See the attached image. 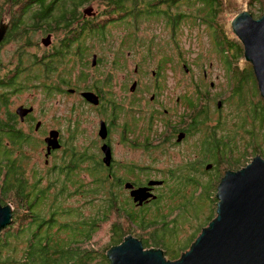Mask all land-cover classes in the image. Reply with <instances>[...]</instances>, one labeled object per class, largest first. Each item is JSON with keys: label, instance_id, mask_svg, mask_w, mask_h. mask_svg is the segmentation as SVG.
I'll use <instances>...</instances> for the list:
<instances>
[{"label": "trees", "instance_id": "trees-1", "mask_svg": "<svg viewBox=\"0 0 264 264\" xmlns=\"http://www.w3.org/2000/svg\"><path fill=\"white\" fill-rule=\"evenodd\" d=\"M25 0H10L11 5L17 4L18 12L14 11L11 21V34L19 30L23 24L24 17H31L27 10L33 11L32 17L42 15L46 19L50 15L51 5L46 0H37L32 2L27 0L25 6L19 5ZM85 0H78L70 9L65 6L58 7L57 15H62L59 21H68L66 14L77 15L79 6ZM181 0H103L106 10L103 13L113 20L128 21L133 27L139 28L141 19H149L151 16L157 18L164 17L165 24L173 29V38L177 35V27L185 17L182 12L172 14L168 10L162 9L161 3H168V6H174ZM187 3H198L199 11L206 10V21L215 40L219 53L224 54L228 68L233 61L238 60L244 55V47L239 41L229 38L224 29L221 30L218 24L219 10H221V0H186ZM92 2V0H90ZM258 2L264 7L263 0H252L251 3ZM32 3H40L41 9L35 10ZM263 3V4H261ZM47 5V6H46ZM22 10V11H21ZM71 11V12H69ZM96 15V14H95ZM94 16V15H93ZM189 16V15H188ZM187 16V17H188ZM217 17V18H216ZM95 17L83 27L74 28L70 34L69 42L65 47H82L87 32L90 37L104 36L106 33V24H95ZM99 33L101 35H94ZM175 40V39H174ZM154 39L151 40V47ZM177 45L178 42L175 41ZM71 48H69L71 50ZM59 57V56H58ZM170 58L164 55L160 65H164ZM239 68V64L236 65ZM4 76L0 77V199L4 204L8 201L14 202L22 211H14L13 221L4 228L0 238V264H111L106 251L110 246L119 244L128 234H133L143 240L145 247L161 248L165 251L168 259H178L181 254L187 251L191 244L196 240L203 227L216 216V198L219 174L208 176L206 183L200 178H193L191 181H177L172 174L165 175V191L168 193L171 201H174L178 194L182 198L179 202V212L176 218L172 213L174 205L169 206L167 201H163L164 195L161 194L153 198L150 204L139 206L127 195H121L120 183L108 175L110 168H106L101 159L90 161L86 166L88 173L94 178L88 187L86 186L87 199L84 203L71 208L61 207L56 202L58 197H68L63 191L51 194L46 186L40 184V180L30 181L27 177V169L23 162L27 158L24 147L33 145V138L17 127L18 118L14 111H10L9 104L12 102L11 90H22L29 81L38 77L36 71L27 68L24 63L18 64L15 68L9 69ZM51 67L46 66V76L50 73ZM252 67L241 68L239 74L231 80L230 97L234 99L241 118V129L251 131L252 141L260 138L261 129L264 128V98L258 88V81L255 79ZM253 85V91L249 87ZM45 90H57L56 85L49 82L45 83ZM70 86V85H68ZM60 88V86H58ZM252 93V94H251ZM239 98V100L237 99ZM5 111V115L2 116ZM246 125V126H245ZM243 126H245L243 128ZM248 126V128H246ZM256 127H259L256 129ZM236 130V135H237ZM218 136L220 138H218ZM218 138V146L216 145ZM224 139L222 131L210 132L205 137V146L203 149V162L214 160L221 166L229 165L230 169L240 166L242 161L247 159L250 150L252 154H260L264 157V150L255 146L245 152L239 158L234 154L239 150L237 145L230 146L227 143L225 148H221ZM261 143L264 139H261ZM260 143V144H261ZM258 146H260L258 144ZM246 150V149H245ZM72 153L74 168L76 169L79 162L88 159L84 153ZM247 165V164H246ZM70 167L66 172V180L62 183V190L68 183L79 184L78 187H85L79 179L78 174L74 173L75 169ZM237 167V168H238ZM236 168V169H237ZM36 175V173L34 174ZM115 179V178H114ZM79 180V182L77 181ZM70 181V182H67ZM172 183V184H170ZM123 184H121L122 186ZM125 190V188H122ZM168 189V191H167ZM79 190V188L77 189ZM200 194L197 196V192ZM211 194H209V192ZM101 194L102 196H99ZM66 197V198H67ZM52 200V202H51ZM162 200L161 204L160 201ZM211 203V207L209 204ZM7 204V203H5ZM169 206V207H168ZM89 207L90 213L84 210ZM201 210L199 211L198 209ZM185 208L187 210L185 211ZM207 208L210 210L207 214ZM204 209V211H203ZM168 212V213H166ZM26 213V214H25ZM189 215H183V214ZM177 214V213H176ZM201 215H206L204 220L198 222L196 234L192 232L185 239L179 236L180 226L184 220L189 221L193 218L200 220ZM65 218L63 219V217ZM27 219V220H26ZM29 219V221H28ZM181 219V222L179 221ZM105 225H108L110 240L108 245L99 244L95 239L97 232ZM196 230V229H195ZM191 236V237H190ZM190 237V241L182 243ZM18 240L26 243L21 256L16 252ZM12 252L8 253L10 247Z\"/></svg>", "mask_w": 264, "mask_h": 264}, {"label": "rangeland", "instance_id": "rangeland-1", "mask_svg": "<svg viewBox=\"0 0 264 264\" xmlns=\"http://www.w3.org/2000/svg\"><path fill=\"white\" fill-rule=\"evenodd\" d=\"M26 1L27 0L24 1L25 4ZM221 1V10H219L217 19L218 24L220 25L221 30L224 29L225 34L229 38L241 42L238 36L234 33L232 27L234 17L242 11H249L253 12L256 15V18H258L264 13V7L258 2L251 3L250 0ZM167 4L168 3H161V8L168 10L172 14L182 12V14L186 17L178 25L176 31L177 35L173 38V29L170 25L165 24L166 19L164 17L157 18L156 16H151L149 19H141L139 22V28L137 29V36L140 38L139 42H141L140 50L137 49L139 48L138 46L137 48L134 47L130 50H128L125 45L119 48V38L124 35L125 22L118 23L117 21H114L109 23L113 20L103 14L106 10L103 0H92L91 5L81 7L78 10L81 14H83V9L87 10L90 8V11L85 13L94 15L96 25H101L103 22L106 24L105 38L104 36L89 37L88 42L90 50L85 55V58L89 60V68H86L84 58L83 61H79L74 57L69 59L66 58V61L56 65L58 69L57 72L52 73V79H46L44 76V68L38 69L35 68V66L40 67L39 61L42 65L45 60L46 62L48 61L49 57L44 56V54L46 51L51 50L54 45L56 49L59 50V45H61L60 43L62 42L60 38H62L65 33V29L63 27L59 26L55 28L53 25H50L52 28V31H50L52 32V43L46 46L42 42V39L49 33L48 30L43 28L37 29V21L31 18L33 11L27 10L31 17L29 16L22 28L19 29L16 34H11L9 40H7L0 47V77L4 76L7 71H10L9 69L15 68L20 63H24V65L27 66V68H31L33 72L35 70L38 76L31 79L22 90H11L13 95L11 97L12 102L9 104V110L15 112L19 105L34 107L33 111L29 112L31 115L30 118L26 119V122L21 121L19 116H17V127L33 138V145L27 148L24 147L28 152H26L27 158L24 159L23 162L27 169V177L30 181L39 179L40 184L42 186H46L47 189L50 190L51 194L61 191L65 194L71 193L68 197L66 196L67 198L58 197L55 203L59 206L71 208L84 203L87 199L85 194L86 186L88 187L92 181L94 182V178L86 169V161L83 160L82 162H79L77 168L75 169L73 167L75 164L73 163V158L70 159L72 149L82 156V153L86 150H89L90 152L98 151V147L100 145L97 139V128H99L98 121L101 116V111L93 108L83 100H80L79 96H74L75 93L69 92L71 87L79 90L83 89L85 84L84 77L87 70L91 74L96 71L93 75H96L100 79L104 80L102 86L105 89L107 88L110 90L112 93V99L115 100L117 94L116 81L118 77L121 78L123 89H125V82L127 81V85L136 77L134 73L135 64H145L146 67H143L142 65V70L137 76L144 81L145 85L150 84V90L147 95L150 96L155 90L154 83L158 80L162 86L160 98L166 101V104L169 105L172 113L175 114L181 110L179 105L176 106V104H180L175 102L177 96L182 94L184 88L192 90V81H201L206 90H211V92L216 93L219 92L223 97L229 98L231 90L230 81H233L234 77L239 74L241 68H244L245 66L253 68L252 64L246 60L245 55L238 60V63L236 61L231 62L230 68H228L227 62L224 59L226 57L224 54L219 53L215 44V37H213L212 31L210 30L211 28L205 20L207 11H199L198 3L190 4L187 3L186 0H181L180 3L178 1V4H175L174 6H168ZM14 11H19L17 4L11 5L10 0H0V21L2 17H4L5 22L9 21L11 23ZM24 15L25 14H23V17ZM126 24H129L128 21ZM133 29L136 30L135 28ZM150 39H154V43L152 47L148 44V47L150 46V52H147L142 47V44L147 43ZM175 41H177L179 45H177ZM241 44L243 45L242 42ZM93 53H96L103 59L102 64H100V66L96 69H93L91 66ZM165 54L170 58V60H168L170 62L162 65V76L158 77V74L153 75L152 70H157V67L160 66V62ZM94 59H96V55ZM184 64L189 67V71L184 69ZM237 64H239V68L236 67ZM205 71L207 72L208 78H205ZM60 75L61 79L67 82V84L61 85L63 86L64 91L62 89L61 91H46L44 86L45 83L57 82ZM68 81L70 84H68ZM178 81L181 82V85H176ZM211 81L215 84L213 89L209 86ZM178 86H180V88L174 92V89ZM249 87L253 91V85L249 84ZM2 91L4 90L0 87V92ZM237 99L239 100V98ZM236 111L237 106L234 99L231 98L226 102L225 108H223V115L227 117L229 121H233L238 124L241 121V118L236 115ZM4 115L5 111L2 116ZM104 115L105 118H109V109L106 110ZM40 122L41 125L39 126V129L37 128L36 130V125ZM53 128L61 131L60 138L62 139V142L60 143H63V145L61 148L55 149L45 156V138ZM246 128H248V126ZM258 128L259 127H256V129ZM113 129L112 135L114 136L115 130ZM244 132L247 136H250L249 132L246 133V130ZM259 135L260 138L258 141L261 142V139H264V128L261 129V133ZM176 144L179 145L180 143L176 142ZM244 144L245 141H240L237 145L239 150L234 154L235 157L239 158L242 152L246 149ZM170 149L171 152L164 156L163 153L160 152V148L152 149L147 152L144 151L143 148L132 150L127 146L115 144L114 156L122 160L123 163H126L127 160H132L131 158H133L138 162V164H146L147 162L149 166L153 165L160 169L171 167L184 168L194 157V152L189 154L186 146L183 147V150L174 146L170 147ZM204 149L205 151L207 149L205 144ZM261 149L264 150V142L261 145ZM247 156V159L245 158L239 167L235 166V169H230L229 165L221 164L220 167L219 165L217 166V169L214 168V166L210 170H206V168L204 170L201 169L199 176L203 183H206V180L210 175L216 176L219 174L220 178L227 170H238L244 167L246 164L251 162L253 157L256 155L252 154V151L250 150V153ZM70 167H73L72 170L75 169L74 173L78 174L79 179L83 182L85 187H78V183H68L66 188L62 190V183L65 182L67 178L66 172ZM148 170L149 172L147 174L139 167H137L134 172L133 169L130 170L129 167H124L121 175L123 177L133 178L135 176L132 173L138 172L137 174L139 175H137L135 179L137 182H143L147 178H151V167ZM142 172L147 174V178H145L146 174ZM35 173L36 175H34ZM153 175L155 178L164 177V173H161V171L158 170H156ZM176 180L180 181L179 177L176 178ZM77 181L79 182V180ZM78 188L79 190H77ZM165 188H159L158 193L164 195L162 200L167 201L169 206L174 205L172 213L176 218L180 215V213H182L178 210V203L181 202L182 198H180L178 194L177 198L174 201H171L168 193L163 192L165 191ZM128 192V190L121 189L120 193L121 195L129 196ZM211 192L212 191H210L209 194H211ZM199 194L200 191L197 192V196ZM99 196L102 195L99 194ZM8 200L9 198L3 201L4 204H2H11L14 211L17 210L24 213L25 209L20 210L14 202ZM162 200L160 201V204ZM209 207H211V203L209 204ZM186 210L187 208H185V211ZM198 210L200 211L201 208ZM85 211L87 214L91 212L89 207H87L84 212ZM208 212H210V210L207 208L205 214ZM183 215L189 214L184 213ZM205 216L206 215H201L200 220L195 218L189 221L184 220L182 226H180V238L185 239L192 232H194L192 235L196 234L195 232L198 229V227L196 228V225L198 222L202 221V219L204 220ZM64 218L65 216L63 219ZM179 221L181 222V219ZM190 237L181 242V244L190 241ZM95 239L99 244L108 245L110 240L108 225L103 226L97 232ZM25 245L26 243L18 240L16 252H18L19 256H21ZM12 248L13 246L9 248L8 253L12 252Z\"/></svg>", "mask_w": 264, "mask_h": 264}, {"label": "flooded vegetation", "instance_id": "flooded-vegetation-1", "mask_svg": "<svg viewBox=\"0 0 264 264\" xmlns=\"http://www.w3.org/2000/svg\"><path fill=\"white\" fill-rule=\"evenodd\" d=\"M31 1L36 2L37 0H31ZM77 1L78 0H46L45 2L48 3V5L52 6V9L50 11L52 12L51 13L52 15H50L46 19H43L42 15H37L34 18L37 21L36 22L38 26L37 29L43 28L48 30L49 32L46 35V37L42 39V42L46 46L52 43L51 40L52 32H50L52 31V28L50 27V25H53L55 28L61 26L65 29V33L63 34V37L60 38L62 42L60 43L61 45H59L60 46L59 50H57L54 45L51 50L46 51V53L44 54V56L49 57L48 61L46 62L45 60L43 65L39 61L40 67L35 66V68L38 69L44 68L45 71L44 76L46 77V79H52L51 77L52 73L57 72L58 69L56 65H58L63 61H66V58L69 59L71 57H74L79 61H83L84 58V62H86L85 64L86 68H89V60L85 58V55L90 50L89 42H88L90 37L89 32H87V35L85 36L84 44H82V47L77 48L78 45L76 47H74L73 45L72 48L71 47L64 48L63 45L68 44L69 42L68 39L70 38V34L74 31L73 29L83 27L86 23L90 21L91 17H94L93 14L92 15L86 14L85 13L86 10L83 9V14L81 13L77 15L66 14V17L69 18L68 21H59L62 15L60 14L57 15L58 10H56L58 7L61 8L63 6H65V9H70ZM250 1L252 2V0ZM32 4L35 5L33 7L35 10L41 9V5H39L40 3H32ZM19 5L25 6V3L20 2ZM88 5H91V2L89 0H85L79 6H88ZM89 9L90 8H88L87 10ZM27 18L28 17L24 16L23 24H25ZM122 22H125V31H124V35L119 38V44H118L119 48L125 45L128 48V50H130L133 49L134 47L137 48L138 46L139 48L137 49L140 50L141 42H139L140 38H138L137 36V28L133 27L132 24H126L127 21H122ZM2 23L6 24L7 30L5 32V36L3 40L0 43V47L7 40H9L11 35L10 32L11 23L9 21L5 22L4 17H2L0 21V25H2ZM23 24L19 26V29L22 28ZM133 28H135L136 30H134ZM93 34L101 35L99 33H93ZM116 38L118 39L117 36ZM148 44L151 45V39L147 43L142 44V47L147 52H150V46L148 47ZM69 48H71V50ZM95 55H96V59H94ZM102 62L103 59L100 58L96 53H93V58L91 62L92 68L93 69L98 68L100 64H102ZM48 64L50 65L51 70L50 73L46 76V66ZM142 65L143 67H146L145 64ZM142 65H140L139 63L135 64L134 73L136 77L133 79L131 83H128L127 85H126L127 81L125 82L124 84L125 89H123L121 78L118 77L116 81L117 94L115 100L112 99V93L110 92V90L107 88L105 89L102 86L104 80L100 79L96 75H93L96 71L92 74L88 70L86 71L84 77L85 84L83 89L79 90L73 87L69 89V92L75 93L74 96H79L80 100H83L84 102L91 105L93 108L101 111V116L98 121L99 128H97L98 130L97 139L100 143L98 147V151L90 152L89 150H86L83 153L86 156H88V159L85 160L86 165H88L90 161L93 162L95 160L101 159L103 164H105L106 168L108 167L111 169L108 175L113 179V181L117 179V182L120 183V188H118L119 191L122 188H125L126 183H132L135 187H139V186H146L150 180H162L163 184L155 185L151 187L152 193L155 194L157 197L161 195V193H158L159 188L166 186V184L164 183L165 182L164 177L163 178L154 177L153 173L156 172V170L161 171V173H164V176L172 174L174 178L179 177L180 180L191 181L193 178H197V179L200 178L199 174L201 169L204 170L206 168V170H210L211 168H213V166L214 168L217 169L218 166V164H216L217 161L211 160L208 161L207 163L203 162L202 154L205 144L204 141H206L205 137L210 132L219 133L220 131H222V135L224 139L220 141L222 143L221 148H225L227 146V143H229L231 147L234 145H238L240 141H245L244 145L246 146V150H244L243 152L249 150L252 146H255L259 149L261 148V145L263 144L261 143L262 141L259 142L258 139L252 141L251 131H246V133L249 132L250 134V136H247L244 132V129H241L242 122L236 124V122L229 121L228 118L223 115V108H225L226 106L227 99L223 97L222 94H220L219 92L216 93V92H211V90L210 91L206 90L205 86L202 84L201 81H197V80L192 81L191 84L192 90L186 88L183 89L182 94L178 95L175 101L176 103H180V104H176V106L179 105L181 110L178 113L175 114L172 113L169 105L166 104V101L160 98V91L162 89V86L158 80L154 83L155 90L151 93L150 96L147 95L148 91L150 90V84L145 85L144 81L137 76L142 70ZM162 67L163 66L160 65L157 67V70L156 69L152 70V74L153 75L158 74V77L162 76V69H161ZM246 67L248 66H245L244 68ZM184 69L186 71H189V67L186 64H184ZM204 74H205V78H208L206 71ZM255 79H256V75H255ZM50 83L56 85L58 91H61V89L64 91L63 86L61 85L67 84V82L61 79V75L59 76L57 82L55 83L50 82ZM68 84H70L69 81ZM176 85H181V82L178 81ZM214 85L215 84L213 81H211L209 84V86L212 87V89L214 88ZM58 86H60V88ZM178 88H180V86L176 87V89H174V92ZM85 92L93 93L95 95L93 97L98 101V103L95 104L93 100L84 97L83 93ZM220 102L221 104H219ZM176 106L174 105L175 108ZM108 109H109V118L107 119L104 117L105 116L104 113ZM15 114L19 116L16 113V110H15ZM30 115L31 113L25 116L24 120H21L20 116L19 118L21 121L26 122V119L30 118ZM236 115L239 117L238 111H236ZM102 123H104L106 127L107 135L105 139H103L100 136V129ZM245 126H243V128ZM112 129L115 130V134H114L115 137L112 135ZM55 130L59 131V139L60 142H62V139L60 138L61 131L59 129H55ZM236 130H238L237 135L235 133ZM218 138L220 137L218 136ZM218 138L216 142L217 146H218ZM176 142L180 143L181 145L176 144ZM104 144H107L111 149V161L108 165L104 162L105 153L102 149V146ZM115 144L127 146L132 150H138L139 148H143V150L147 152L152 149L160 148V152L163 153L164 156L166 154H169V152H171L170 147L173 146L179 147V149L183 150V147L186 146L189 154L191 152H194V157L192 160H190V163L184 168L171 167L166 169H160V168H156L153 165L149 166L147 162L146 164H138V162L133 158H131L132 160H127L126 163H123L122 160L114 156ZM258 144L260 146H258ZM62 145L63 143H61V146ZM72 153H76V151L72 149L71 154ZM48 154L49 153H47V145H46L45 156H47ZM209 164H211L212 166L208 169ZM124 167H129L130 170L133 169V172L134 170H136L137 167H139L140 169L144 170L147 174L149 172L148 169H150L151 167V178H147L146 177L147 174L145 172L142 173L146 174L145 178L147 179L143 182L140 181L137 182V180L135 179L136 176L139 175L137 174L138 172L137 173L131 172L135 176L133 178L123 177L121 175V172L123 171ZM221 178L222 176L220 177V179ZM121 184L123 185L121 186ZM125 190L129 191L128 193L130 196V190L126 188ZM151 201H153V198L148 199L142 206H146L150 204Z\"/></svg>", "mask_w": 264, "mask_h": 264}, {"label": "water", "instance_id": "water-1", "mask_svg": "<svg viewBox=\"0 0 264 264\" xmlns=\"http://www.w3.org/2000/svg\"><path fill=\"white\" fill-rule=\"evenodd\" d=\"M5 26L2 23L0 27V43ZM232 27L244 45L245 58L253 66L264 98V13L256 18L253 12L242 11L234 17ZM83 96L98 103L91 92ZM33 108L20 105L16 113L24 120ZM106 135L102 123L100 136L105 139ZM45 142L47 153L59 149V131L52 129ZM102 149L104 162L109 164L111 149L107 144ZM161 184L162 180H150L146 186L126 183L125 188L130 190L133 201L142 206L148 199L156 198L151 187ZM216 198V216L178 259H168L161 248L145 247L143 240L130 233L121 243L107 249L109 261L111 264H264V157L257 154L244 167L227 170L217 185ZM13 215L12 205H3L0 199V238L2 230L12 223Z\"/></svg>", "mask_w": 264, "mask_h": 264}, {"label": "bare ground", "instance_id": "bare-ground-1", "mask_svg": "<svg viewBox=\"0 0 264 264\" xmlns=\"http://www.w3.org/2000/svg\"><path fill=\"white\" fill-rule=\"evenodd\" d=\"M107 164V163H106ZM108 165V164H107Z\"/></svg>", "mask_w": 264, "mask_h": 264}]
</instances>
